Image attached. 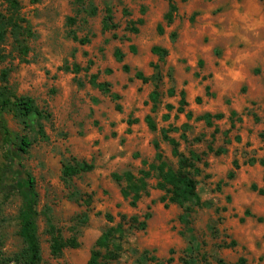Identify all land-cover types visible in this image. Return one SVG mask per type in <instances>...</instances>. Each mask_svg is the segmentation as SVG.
<instances>
[{"label":"rangeland","instance_id":"374dc122","mask_svg":"<svg viewBox=\"0 0 264 264\" xmlns=\"http://www.w3.org/2000/svg\"><path fill=\"white\" fill-rule=\"evenodd\" d=\"M236 1L240 0H174L178 12L168 27L164 21L167 0H18V17L27 22L22 26L31 28L32 35L22 37L29 52L26 56L18 53L8 28L0 76L6 70L9 77L7 83L0 78V88L32 98L50 118L42 121L43 138L13 112L3 116L10 132L19 138L27 136L32 146L11 165L9 147L0 135V264H16L11 259L25 247L18 235V216L28 175L37 193L41 264H88L97 240L119 223L126 230L122 252L108 264H185L188 241L180 223L184 209L170 203L169 195L158 189L159 173L152 168L160 164L155 141L169 168H184L173 155V147L163 140V129L179 143L180 154L188 159L191 154L202 157L194 163L198 175L193 168L187 169L207 204L194 208L192 218L201 248L198 264H237L240 259L246 264H264V197L255 192L264 187V166L258 150L249 151L259 141L264 143V130L259 134L249 130L246 144L240 135L252 116H264V98L254 99L234 120L229 118L233 101L207 84L209 63L201 55L206 46L213 45L214 30L221 23L227 25ZM253 1L264 7V0ZM108 12L116 29L104 30ZM13 14L0 0V20ZM176 32L179 38L174 41L171 34ZM188 41L195 52L188 51ZM155 46L167 48V57L160 60L153 55ZM118 50L124 55L123 62L115 57ZM137 73L150 81L143 83ZM94 78L97 84L106 85V91L92 84ZM153 90L159 93L160 102L153 113L156 132L144 122L151 112L149 94ZM182 90L189 105L181 113ZM114 95L120 99L114 100ZM188 111L193 114L191 119L186 118ZM207 112L222 113L223 118L212 120V126L197 119ZM222 149L226 152L216 153ZM76 162L94 168L65 183L64 166ZM142 171L150 172L148 194L132 207L122 195L126 183L117 182L113 175L130 172L141 177ZM146 214L151 218L145 230L130 227L132 217L142 222ZM84 216L88 222L83 225ZM49 222L66 239L77 237L79 247L53 257L46 232ZM145 251L150 252L149 259L142 263ZM153 256L159 263L150 259Z\"/></svg>","mask_w":264,"mask_h":264},{"label":"trees","instance_id":"16d2710c","mask_svg":"<svg viewBox=\"0 0 264 264\" xmlns=\"http://www.w3.org/2000/svg\"><path fill=\"white\" fill-rule=\"evenodd\" d=\"M7 3L13 10V15L6 21L0 20V64L5 61V56L2 54V45L5 43L6 34L8 28L10 29L12 36L14 38V44L17 47V51L21 56H26L29 52V48L22 37L31 36V28L29 24L27 26H22L23 23L27 22L18 17L19 12V2L18 0H3ZM169 4V10L164 16V21L169 26L173 24L176 14L178 12V7L174 0H167ZM211 1V0H210ZM97 10L93 7L91 14L95 16ZM111 12H108L106 19L104 20L103 27L104 30L116 29L117 25L112 23ZM140 25L143 21L138 22ZM135 33L138 29H133ZM159 32H163L162 26L158 27ZM77 41L78 38L73 36ZM175 40V35H173ZM82 43H89L88 40H81ZM152 53L163 60L168 55V51L160 47H153ZM115 57L119 62H123L124 55L121 51H116ZM124 71H129L127 66L123 67ZM137 78L142 80L143 83H148L149 78H146L142 73L136 74ZM9 77V72L4 70L0 76L2 82L7 83ZM92 84L99 89L105 90V84H97L95 78L92 80ZM158 92L154 91L151 94V100L154 103L152 112L154 113L157 109L156 103L158 100ZM113 99L118 101L119 96L114 95ZM187 105L185 100V94L182 93V99L180 101L179 112H184V107ZM172 109L171 106H168ZM7 112H13L16 118H18L26 128L37 129L40 136L45 138V133L42 125V121L48 120L50 114L39 109L35 101L30 97L18 96L15 91L9 89L8 87L0 88V135L3 138V142L8 145L9 153L7 158L11 159V165L17 160V157L21 154H28L32 143L27 136L17 137L14 136L7 127L3 116ZM188 119L192 118V114H187ZM169 116H165L168 119ZM219 118V117H218ZM199 120H205L207 124H211L210 120L212 116L207 114L198 118ZM148 128L152 132L157 131V124L151 116L145 118ZM162 138L164 141L169 142L173 147V155L180 158L181 162L184 164V168L177 171L169 168L167 164L163 161V156L161 148L158 142H154V147L156 150V160L160 164L155 168L160 177V182L157 187L159 190L165 191L170 197V203L176 204L184 209L183 214L180 216V223L184 226V232L182 236L188 241V247L185 250V264H198L197 257H199L200 249L198 248L197 238L195 236V230L192 226V218L194 208H204L207 206L206 203L202 202L198 192V181L193 176L192 172L187 169L193 168L194 174L198 175L199 171L195 168L194 163L200 162L202 157L196 154H191V158L188 159L178 151L179 143L168 136L167 130H162ZM217 154L224 153V149L216 152ZM10 154H13L12 156ZM264 166V162H260ZM93 165L82 163L66 164L63 169V180L68 183L72 177L78 176L82 173H87L92 171ZM141 177H136L134 174L127 172L123 175H113L114 180L117 182L124 181L126 187L122 189V195L124 199L130 200L132 207H137L139 201L142 197L148 194L149 184L147 179L150 178V172H141ZM234 174L231 173L230 177L233 178ZM260 193L264 195V191L261 190ZM23 205L18 216V235L24 243L23 250L16 254L11 261L16 264H41L42 261V249L39 239V227H38V217L39 213L37 211V193L34 188V179L31 176H27V182L24 183V190L22 191ZM188 205V206H187ZM109 221L110 216H107ZM151 215L146 214L144 220L141 222L138 217H132L129 221L131 228L136 230H145L147 228V222L150 220ZM82 224L88 222V216L82 218ZM125 221V220H124ZM47 234L51 237L50 239V252L53 257H60L65 249L71 248L76 249L79 247L77 237L66 239L61 231L54 225L48 223ZM126 236V230L123 223H119L117 226L108 228L102 236L97 240L95 248L92 251L91 258L88 264H108L110 262H115L120 258L122 252V239ZM150 252L145 251L140 257V262L146 263L148 261V254ZM153 262L159 263L155 256L150 258ZM169 261H172L171 259ZM246 260L240 259L237 264H246Z\"/></svg>","mask_w":264,"mask_h":264},{"label":"crops","instance_id":"0c3cea01","mask_svg":"<svg viewBox=\"0 0 264 264\" xmlns=\"http://www.w3.org/2000/svg\"><path fill=\"white\" fill-rule=\"evenodd\" d=\"M231 12L232 14H229V20H226L227 25L221 23L219 28L214 30L212 37L215 44L206 46L201 55L209 63L207 84L213 86L214 90L222 98L226 97V99L233 101L232 106L229 108V118L234 120L240 115L241 110L250 107V102L255 101L254 99L258 97L260 99L261 97L262 99L264 98V7L255 4L253 0H240L233 3ZM173 24L168 27H171ZM176 33H172L171 37L175 35V38H177L175 40L177 41L179 34L178 32ZM187 43L188 51L195 52L196 50L190 44L191 42L188 41ZM162 49L168 51L167 48L163 47ZM208 88L206 87V89ZM154 91L156 90H153L149 95L151 96ZM182 93L185 94L187 103L185 108H187L189 102L186 98V91L182 90L180 92V101L182 99ZM197 101L200 100L197 99ZM159 104L160 102L157 100V108H159ZM169 105L167 104L166 108ZM153 107L154 103H152L151 112L147 116L154 117L152 112ZM189 113L191 114L192 112L188 111L187 114ZM187 114L186 118H188ZM207 114H210L213 118L210 120V126L213 124L212 120L218 117L223 118L222 113L213 114L212 112H207L202 116ZM145 118L144 122L146 123ZM251 118L248 123V129L240 133L245 144L248 141L249 130L255 129V133L258 134L260 133L259 131L264 130V116L259 117L258 115H254ZM240 140L238 138L237 141ZM238 143H241V141ZM261 147L264 148V143L259 141L249 151L258 150L260 160L262 161L264 158V149L259 150ZM225 152L226 150L224 149ZM261 190L264 191L263 186L255 192L264 197L260 193Z\"/></svg>","mask_w":264,"mask_h":264}]
</instances>
